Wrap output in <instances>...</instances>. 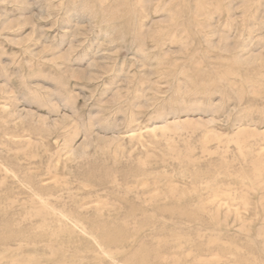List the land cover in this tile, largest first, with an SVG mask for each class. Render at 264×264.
Listing matches in <instances>:
<instances>
[{
    "label": "rangeland",
    "instance_id": "1",
    "mask_svg": "<svg viewBox=\"0 0 264 264\" xmlns=\"http://www.w3.org/2000/svg\"><path fill=\"white\" fill-rule=\"evenodd\" d=\"M0 264H264V0H0Z\"/></svg>",
    "mask_w": 264,
    "mask_h": 264
}]
</instances>
